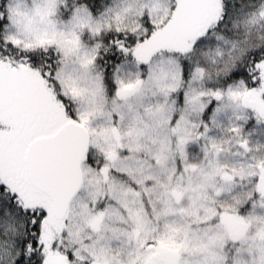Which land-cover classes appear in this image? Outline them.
Instances as JSON below:
<instances>
[{
  "label": "snow or ice",
  "instance_id": "1",
  "mask_svg": "<svg viewBox=\"0 0 264 264\" xmlns=\"http://www.w3.org/2000/svg\"><path fill=\"white\" fill-rule=\"evenodd\" d=\"M0 264H264V0H0Z\"/></svg>",
  "mask_w": 264,
  "mask_h": 264
}]
</instances>
